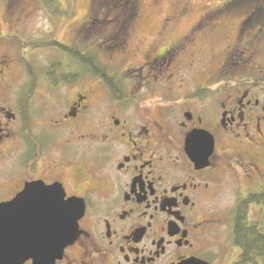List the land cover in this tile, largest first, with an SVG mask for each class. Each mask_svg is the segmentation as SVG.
I'll return each instance as SVG.
<instances>
[{"label": "flooded vegetation", "instance_id": "obj_1", "mask_svg": "<svg viewBox=\"0 0 264 264\" xmlns=\"http://www.w3.org/2000/svg\"><path fill=\"white\" fill-rule=\"evenodd\" d=\"M0 1L17 12L19 0ZM141 1L120 6L126 16L112 20L119 28L112 36L93 38L101 64L127 59L125 72L136 73L127 87L100 78L102 69L90 70L98 86L82 82L85 49L73 71L58 59L42 75L27 52L0 54V207L34 186L56 187L63 202L80 207L76 236L53 264H240L229 259L226 233L237 203L264 190V76L255 79V42L237 48L252 20L239 24L237 41L218 61L219 49L199 52L200 34L236 0L208 8L185 35L132 66L139 50L127 46L126 30ZM102 22L110 21L95 24ZM214 62L218 68L199 84L197 72ZM247 67L253 71L245 73ZM147 74H154L152 83H141ZM181 74L188 77L177 79ZM69 81L79 86L73 98L54 93ZM194 132L204 133L198 151L189 153L186 140ZM20 240L37 249L44 237Z\"/></svg>", "mask_w": 264, "mask_h": 264}, {"label": "rangeland", "instance_id": "obj_2", "mask_svg": "<svg viewBox=\"0 0 264 264\" xmlns=\"http://www.w3.org/2000/svg\"><path fill=\"white\" fill-rule=\"evenodd\" d=\"M56 1V5L60 6V11L67 15H55L52 11L54 10V3H44L42 1L41 3L40 0H19L18 10L15 13L6 8V2L0 1V54L14 55L15 50L27 52V57L30 59V63L33 64L35 72L42 75L47 72L50 63L58 61V59L60 63H62L61 61H69V70L73 71L78 63H83L75 53L80 52V49L81 51L85 49L86 59L87 57L92 58L91 61L89 59H87L88 61L85 60V67L82 69L81 81H84L86 85L98 86L100 83L91 74V69L93 72L97 70V72H94L95 74H98V70L101 69L107 71L106 75L99 77L105 79L112 77V82L114 81L126 87L136 83L133 80L136 73L125 72L126 58L124 63H122L123 60H120L117 64L110 65V61H104V64H101L97 58L100 49L96 48L94 43L100 41L99 37H110L114 31L119 29L118 26L114 27V25L121 23V20H124L126 16L125 14L120 15V6L133 3V0H108V5L105 4L107 0ZM103 1L105 2L103 3ZM229 1L234 2V0H142L139 2L136 9L137 15L128 30H126L127 46L139 50V55L131 60L132 66L143 63L144 57L152 52H158L160 48L167 46L174 39L185 35L197 18L203 14V11L208 8H218L220 4ZM174 13L178 14L175 23L170 26L165 25L163 19ZM249 17H251L252 22L248 24L247 29L249 31L252 29L251 33L241 37L237 48H243L245 47L244 44L248 46L255 42L253 47H255L254 49L258 55L255 56L253 63L260 67L258 71H254L257 74L255 79H258V75L261 78L264 76V0H236L233 6L227 9L218 25L210 28L208 32L200 34L198 47L199 52L201 51L203 54L213 49H219L218 61L221 60L222 53L228 51L233 43L237 41L236 38L240 30L239 24ZM96 20H109L110 22L108 24L103 22L95 24ZM112 20L119 21L113 23ZM256 31L258 32V35H256V37L259 36L258 38L254 36L257 34ZM93 38H97V40L93 42ZM5 41H12L14 45L12 43L7 44ZM56 44L63 45L66 49L55 47ZM241 44L242 46H240ZM14 46H18V49ZM105 52L106 50H102L101 54H105ZM146 54L147 56H145ZM218 66V62L210 64L207 70L206 66H203L202 72L196 74L198 83L208 82L212 76L211 72H214ZM109 71L112 76H109ZM251 71L253 69L245 68V73ZM168 74L170 73L168 72ZM234 74L238 75L237 72L229 73V83H234ZM148 75L150 76L146 77L147 79L145 78L141 83H152L154 74ZM176 77L177 79L180 77V79H183L188 75L181 74ZM69 82V84H65L67 86L59 84L60 88H56L54 93L58 95L61 94L59 92L61 91L62 98L63 94H67L70 99L73 98V93L79 86L72 81ZM71 82L74 84L73 86ZM178 82L179 80L175 83ZM47 83L48 80L44 76L40 77L39 86L43 87ZM170 83H174V80ZM248 218L249 221L257 223L264 232V206L250 207ZM226 236H229L232 246L233 242L229 230ZM230 251L231 256L229 259H238L239 249L232 246ZM257 264H264V260L258 261Z\"/></svg>", "mask_w": 264, "mask_h": 264}, {"label": "water", "instance_id": "obj_3", "mask_svg": "<svg viewBox=\"0 0 264 264\" xmlns=\"http://www.w3.org/2000/svg\"><path fill=\"white\" fill-rule=\"evenodd\" d=\"M204 132H194L186 140L187 151H194ZM209 139L208 137H205ZM30 197L41 198L29 201ZM73 201L63 202V195L56 187L27 188L25 193L8 205L0 207V264H22L33 259V264H53L63 249L76 236V221L81 213ZM28 228V232L24 231ZM27 234V235H26ZM44 237L38 248H23L20 236ZM30 242V241H28ZM43 244V245H42ZM187 262L186 264H202Z\"/></svg>", "mask_w": 264, "mask_h": 264}, {"label": "trees", "instance_id": "obj_4", "mask_svg": "<svg viewBox=\"0 0 264 264\" xmlns=\"http://www.w3.org/2000/svg\"><path fill=\"white\" fill-rule=\"evenodd\" d=\"M44 3H54L53 13L55 15H67L61 12L56 0H40ZM41 2V3H42ZM52 13V12H51ZM248 19L251 20V17ZM257 22V21H256ZM55 47L66 49L63 45L56 44ZM53 46V47H54ZM79 57V53H75ZM89 61L92 58H88ZM85 57V60H87ZM88 61V60H87ZM264 206V190L257 195L250 196L248 199L237 203L234 210L233 226L231 232L232 244L238 248L240 264H257L258 261L264 260V232L257 223L248 219L249 209L251 206Z\"/></svg>", "mask_w": 264, "mask_h": 264}]
</instances>
